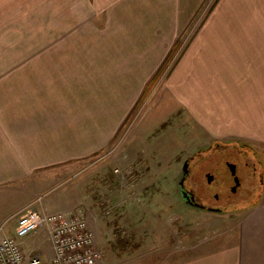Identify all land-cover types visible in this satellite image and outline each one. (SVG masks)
I'll return each instance as SVG.
<instances>
[{"label":"rangeland","instance_id":"obj_1","mask_svg":"<svg viewBox=\"0 0 264 264\" xmlns=\"http://www.w3.org/2000/svg\"><path fill=\"white\" fill-rule=\"evenodd\" d=\"M239 39L264 40V0H0V76H11L0 87L49 85L51 93L94 98L105 106L99 111L115 108L117 124L93 155L50 171L48 183L19 188L18 214L32 207L80 215L99 264L183 263L239 246L264 193V152L237 134L243 96L233 110L234 97L223 95L248 79L212 71L227 60L210 47ZM248 82L257 95L247 99L263 103L264 73ZM208 98L221 103L203 112ZM257 123L264 127V103ZM185 162V188L219 212L185 203ZM226 163L240 179L235 193ZM11 210L1 209L0 236L13 232L16 217H3ZM30 236L26 252L47 261L48 230Z\"/></svg>","mask_w":264,"mask_h":264},{"label":"crops","instance_id":"obj_2","mask_svg":"<svg viewBox=\"0 0 264 264\" xmlns=\"http://www.w3.org/2000/svg\"><path fill=\"white\" fill-rule=\"evenodd\" d=\"M210 47L219 49L217 52L211 50L221 58L218 59L227 60L222 66L221 63L217 67L213 64L212 71L218 70L221 74L226 70L229 72L231 68L241 78L254 83L259 72L264 73V40L220 41L218 45ZM9 77L1 75L0 86ZM248 80L238 84L237 88L233 87L234 94L225 92L223 95L227 93L234 97L229 102L233 110H237L235 102L239 100L238 96H243L239 102L244 104L245 112L239 119L237 134L251 140V144L264 152V127H259L257 123V110L261 109L264 102L247 99V95H257L251 88H246L252 86ZM213 102L218 105L221 103L220 99ZM213 102L210 98L207 103L202 99V111H213L207 107L213 105ZM104 107L97 106L94 98L51 93L49 85L44 88L0 87V221L2 207L13 209L3 216H6L4 219L7 222L18 215L19 188L24 191L27 186H33L34 182L48 183L50 171L57 175L68 169L71 162L82 161L108 143L114 132L108 138L106 129L113 131L117 124H113L115 108L110 109L111 113L99 111ZM104 112V118H101ZM252 112L254 115H251ZM261 192L250 212L248 233L239 235V246L218 249L215 253H207L193 261L170 264H264V199L258 203L264 197ZM1 229L0 225V232ZM45 233L40 231L33 236L36 247L42 245L40 240H43ZM34 238L29 236L21 241L25 251L30 249ZM245 241H248V246H244Z\"/></svg>","mask_w":264,"mask_h":264},{"label":"built area","instance_id":"obj_3","mask_svg":"<svg viewBox=\"0 0 264 264\" xmlns=\"http://www.w3.org/2000/svg\"><path fill=\"white\" fill-rule=\"evenodd\" d=\"M41 229L49 233L52 255L47 261L39 253H27L21 242ZM101 260L93 231L77 214L27 207L16 216L12 234L0 236V264H99Z\"/></svg>","mask_w":264,"mask_h":264},{"label":"flooded vegetation","instance_id":"obj_4","mask_svg":"<svg viewBox=\"0 0 264 264\" xmlns=\"http://www.w3.org/2000/svg\"><path fill=\"white\" fill-rule=\"evenodd\" d=\"M228 164H231V163H226V166H227V168L229 170V173H230V176H231V178H229V180H231V182L233 184L230 187V191H232L233 188H234L235 190H234V192L232 191V193H235L237 191V188L240 185V179H239L238 176H236V166H235V173L232 174L231 171H230V169H229V167H228ZM253 171H254V174H256V168L255 167H253ZM206 179H207V175H206ZM236 179H238V183H237ZM184 181H185V179H184ZM184 181H183V185L180 186V192L183 191V192H185L187 194V198H183L182 197L183 200L185 201V203H187L188 205H190L192 207H195V208H197L199 210L209 209V210H211V212H219L220 211L219 208H216V209L215 208H208L206 205L198 203L195 198L194 199H191V194L193 195V197H194V194H193V192H191V191H189L188 189L185 188L186 186L184 185ZM212 181H213V177H212V180L210 182H208V181L207 182L208 183H211ZM214 199H218V195L215 194L214 195Z\"/></svg>","mask_w":264,"mask_h":264},{"label":"water","instance_id":"obj_5","mask_svg":"<svg viewBox=\"0 0 264 264\" xmlns=\"http://www.w3.org/2000/svg\"><path fill=\"white\" fill-rule=\"evenodd\" d=\"M187 167H188V163L187 162H185L184 163V165H183V176L181 177V179H180V181H179V186H182L183 185V181H184V179H185V176H186V174H187ZM228 167H229V169H230V171H231V173L232 174H234L235 173V165H233V164H228ZM212 180V176L211 175H207V181L208 182H210ZM236 181H237V183H238V179H236ZM234 188H233V192H234ZM181 196L183 197V198H187V194L185 193V192H181ZM191 199H194V197H193V195L191 194Z\"/></svg>","mask_w":264,"mask_h":264}]
</instances>
